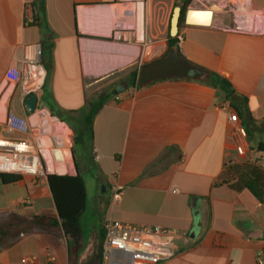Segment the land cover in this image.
Here are the masks:
<instances>
[{
  "label": "crops",
  "instance_id": "crops-1",
  "mask_svg": "<svg viewBox=\"0 0 264 264\" xmlns=\"http://www.w3.org/2000/svg\"><path fill=\"white\" fill-rule=\"evenodd\" d=\"M162 1L176 0H44L43 12L26 26L23 7L38 0H0V138L24 137L5 126L8 114L32 116L10 75L24 47L38 46L46 78L35 113L47 111L81 129L87 103L105 100L79 168L95 167L99 206L95 224L83 226V247L95 252L102 222L112 219L172 233L174 255L158 264H254V253L264 249V204L231 187L232 167L264 169V152L247 139L245 155L237 156L226 133L231 110L254 143L264 142V29L237 30L236 17L233 24L220 12L209 26L178 27L170 42L171 16L167 7L160 14ZM247 6L264 15V0ZM199 68L230 84L231 103ZM115 183L123 187L117 204L110 200ZM0 186V214L54 209L46 177ZM47 254L54 264H68L64 239L34 232L1 249L0 264L27 256L50 264Z\"/></svg>",
  "mask_w": 264,
  "mask_h": 264
},
{
  "label": "built area",
  "instance_id": "built-area-1",
  "mask_svg": "<svg viewBox=\"0 0 264 264\" xmlns=\"http://www.w3.org/2000/svg\"><path fill=\"white\" fill-rule=\"evenodd\" d=\"M141 3L136 4L138 9ZM38 15L36 6L26 4L23 7V22L26 26L33 25ZM236 29L245 31L247 24L245 17H236ZM258 27L262 29L261 25ZM257 27V29H259ZM254 32H260L259 30ZM251 31V29H249ZM23 56L11 70L10 79L18 88L21 96L26 99L30 94L37 96L41 92L46 71L41 63V49L38 46H25ZM37 112V110H36ZM229 129L226 133V143L237 156H244L247 149L246 131L239 124L237 114L229 111L227 114ZM36 113L29 119L8 114L5 126L8 131H18L23 138L11 140L0 138V174L18 176L20 178L37 179L48 174H59L62 171L54 168V163H61L63 159L51 158L50 146L61 147L60 135L57 134L61 122L52 118L51 127L45 120L36 121ZM64 175L63 173H60ZM123 194V187L115 183L110 188V200L117 204ZM22 205L28 204L22 200ZM104 237L101 245V264H158L174 255L173 234L159 228L132 226L126 223L105 219L102 222ZM47 260L54 264L56 259L47 254ZM20 264H37L34 256H27L20 260ZM254 264H264V249L254 253Z\"/></svg>",
  "mask_w": 264,
  "mask_h": 264
},
{
  "label": "trees",
  "instance_id": "trees-1",
  "mask_svg": "<svg viewBox=\"0 0 264 264\" xmlns=\"http://www.w3.org/2000/svg\"><path fill=\"white\" fill-rule=\"evenodd\" d=\"M187 6L189 0H178ZM44 0H38V13L43 12ZM181 6V17L178 27L184 25V12ZM38 16V15H37ZM170 42L176 41V37H169ZM198 68V67H197ZM207 76V83L214 89L224 94L225 100L231 103V99L236 95L230 84L215 73L208 72L202 68ZM246 103L245 98H241ZM105 103V100L88 102V112L82 119L79 134H74V144H81L84 148H90L92 138V120L98 110ZM238 113V109L231 105ZM250 124L256 129L253 120ZM264 125V124H262ZM250 144L256 145L258 152H264V142L254 143L253 134L246 133ZM76 175L48 174L46 175L48 190L51 193V202L55 205V210L49 213L22 214L19 212H6L0 214V250L14 246L21 238L40 232L55 239L66 241V251L68 264H78V255L83 248L84 228L81 224V217L86 208L87 195L85 182L79 173V167L75 163ZM236 182L231 184L234 189H246L252 196L264 204V169L256 165L240 164L232 167ZM18 176L0 174V183L3 185L14 184L20 181ZM104 237L101 229V240L99 243V256L101 260V245Z\"/></svg>",
  "mask_w": 264,
  "mask_h": 264
},
{
  "label": "rangeland",
  "instance_id": "rangeland-1",
  "mask_svg": "<svg viewBox=\"0 0 264 264\" xmlns=\"http://www.w3.org/2000/svg\"><path fill=\"white\" fill-rule=\"evenodd\" d=\"M248 0H189V3L187 6H183V3L176 0L174 1L173 5H170L169 1H162V3L158 6L160 8L159 12L160 14H163L166 7L168 8V14L167 16H171L172 9L174 7H181L183 6V9H197V10H207L210 6L216 5L220 8V10L215 11L214 13H220V12H226L228 15V20L230 22H233L235 17H245V21L247 22V27L245 31H251L254 32V30L257 29L258 24L261 25L262 29H264V15L260 14L259 12H254L250 9H248L247 6ZM167 5V6H166ZM237 7V8H236ZM182 25L180 26V28ZM259 28V27H258ZM261 29V28H259ZM257 29V30H259ZM261 29V30H262ZM260 30V31H261ZM44 105V104H43ZM48 106V105H45ZM49 107V106H48ZM36 121L41 122L42 120H45L48 124L51 125V127L54 125L51 121L53 116L49 114L47 111H40L39 113H36ZM64 120L70 124L69 120L67 118H64ZM71 126L66 125H59L57 128V134L60 135V143H62V147H56V146H50L49 152L51 151V158H56L58 160V156L61 157V155L57 151H61L63 155V162L61 163H54V168H61L62 171L60 173H63L64 175H73V164L76 163L79 168L82 166V160L85 158H88L90 154V148H84L81 144L77 143L74 144V134H79V127L75 124H70ZM58 155V156H57ZM59 173V174H60ZM56 174V173H55ZM95 174V167L92 166L91 171L81 172L80 175L82 179L84 180L86 187H87V202H86V208L85 211L81 217V224L85 227H91L95 224V220L97 218V211H98V205L94 203V197L96 195L95 188H94V182L92 175ZM43 178V176H40L37 179ZM4 187L0 186V191H3ZM2 196L0 195V200ZM51 209V208H50ZM36 213H44V211L39 210L38 207H36Z\"/></svg>",
  "mask_w": 264,
  "mask_h": 264
},
{
  "label": "water",
  "instance_id": "water-1",
  "mask_svg": "<svg viewBox=\"0 0 264 264\" xmlns=\"http://www.w3.org/2000/svg\"><path fill=\"white\" fill-rule=\"evenodd\" d=\"M217 10L219 11L220 8L216 5L210 6L209 9L207 10L186 9L184 12V18H183L184 24L188 26H200V27L209 26L212 20L213 13ZM200 13L205 14V16H201ZM181 14H182L181 7H174L171 17H170V21H169V35L172 37L176 36L178 32V24H179ZM37 105H38V96L36 94H30L24 101L25 112L30 115L34 114L37 110ZM73 170H74L73 175H76L77 170H76L75 163L73 164ZM49 194L51 196L50 192ZM53 207L55 210L54 203H53ZM98 250H99V245L97 244L96 257L99 262L98 264H101Z\"/></svg>",
  "mask_w": 264,
  "mask_h": 264
},
{
  "label": "flooded vegetation",
  "instance_id": "flooded-vegetation-1",
  "mask_svg": "<svg viewBox=\"0 0 264 264\" xmlns=\"http://www.w3.org/2000/svg\"><path fill=\"white\" fill-rule=\"evenodd\" d=\"M182 9V8H181ZM96 240H101V234L99 233V235L96 237ZM99 252V250H98ZM96 253L97 251H88L85 247L82 248V250L80 251L79 255H78V264H98V259L96 257Z\"/></svg>",
  "mask_w": 264,
  "mask_h": 264
},
{
  "label": "bare ground",
  "instance_id": "bare-ground-1",
  "mask_svg": "<svg viewBox=\"0 0 264 264\" xmlns=\"http://www.w3.org/2000/svg\"><path fill=\"white\" fill-rule=\"evenodd\" d=\"M197 10V9H196ZM137 14H138V19L137 20H139V22H140V18H141V8L139 7L138 8V10H137ZM201 14V16H205V14H203V13H200ZM139 22L137 23V24H139ZM247 23V22H246ZM63 146V145H62ZM61 146V147H62ZM60 155H61V157L60 156H58L59 158H58V160H60V159H63V155H62V153H61V151H57ZM59 169H61V168H59Z\"/></svg>",
  "mask_w": 264,
  "mask_h": 264
}]
</instances>
